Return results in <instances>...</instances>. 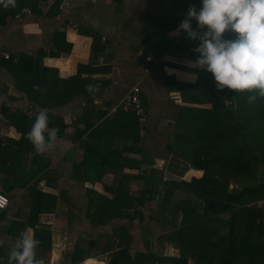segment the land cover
I'll use <instances>...</instances> for the list:
<instances>
[{
  "label": "crops",
  "instance_id": "crops-1",
  "mask_svg": "<svg viewBox=\"0 0 264 264\" xmlns=\"http://www.w3.org/2000/svg\"><path fill=\"white\" fill-rule=\"evenodd\" d=\"M190 5L197 0L0 4V193L11 200L0 213V264H7L22 231L41 241L37 255L50 247L49 264L92 258L108 264L113 250L102 248L120 241L133 255L178 253L169 242L159 244L157 208L164 188L173 189L177 203L190 195L175 183L202 176L171 149L184 104L179 86L193 84V70L203 69L191 59L192 39L177 47L184 33L174 34ZM77 74L100 85L91 102L84 94L62 95L63 80ZM133 86L149 114L143 130L133 116L108 111ZM26 108L46 110L49 128L59 129L52 150L38 154L27 139L35 117L21 111ZM102 199L116 201L123 214L95 225ZM33 207L41 209L36 227L29 223ZM77 249L87 257L72 262Z\"/></svg>",
  "mask_w": 264,
  "mask_h": 264
},
{
  "label": "trees",
  "instance_id": "trees-1",
  "mask_svg": "<svg viewBox=\"0 0 264 264\" xmlns=\"http://www.w3.org/2000/svg\"><path fill=\"white\" fill-rule=\"evenodd\" d=\"M200 6L197 0V9ZM191 25L196 29L195 23ZM180 32L184 34L177 47L185 46L190 39L185 31ZM229 33L227 39H235V34ZM198 44V40L192 39L187 46L193 60L199 55L194 51ZM27 63L31 65L32 61L28 59ZM193 72L196 81L179 86L184 104L177 117L171 149L186 167L202 172V176L175 183L191 196L177 203L171 199L173 189L164 188L157 208L163 228L159 244L171 243L179 255L167 256L150 249L133 255L128 246L124 247L125 242L120 241L115 247L108 244L102 248L104 252L113 250L108 264H188L190 259L194 264H264V176L259 181L256 173L258 166H264V97L258 91L225 88L218 92L212 73L206 69ZM88 82L91 81L79 74L69 77L63 80L62 95L72 98L84 94L91 102L97 93L88 94ZM250 95L256 97L251 102ZM134 139L140 140L139 127ZM234 184L241 190L230 191ZM147 197L152 199L153 193ZM143 202L144 196L139 206ZM120 211L116 201L102 199L95 207L98 218L91 222L105 224L116 213L122 215ZM40 212L41 209L32 208L31 226H37ZM175 212L180 215L177 225L172 224ZM89 244L92 247L95 241ZM86 257L83 249H77L72 262ZM37 258L49 264L50 247ZM86 263L106 264L94 258Z\"/></svg>",
  "mask_w": 264,
  "mask_h": 264
},
{
  "label": "clouds",
  "instance_id": "clouds-1",
  "mask_svg": "<svg viewBox=\"0 0 264 264\" xmlns=\"http://www.w3.org/2000/svg\"><path fill=\"white\" fill-rule=\"evenodd\" d=\"M16 0H0L4 7H15ZM199 9L190 5L174 34L183 30L190 39L198 40L195 65L212 73L217 91L225 88L237 92L258 91L264 97V0H200ZM197 22L196 29L191 22ZM235 39L225 38V33ZM100 85L88 84L90 93ZM255 95L248 97L249 102ZM59 129L49 128V116L39 111L26 134L38 154L55 147ZM41 241L22 231L9 250L7 264H42L37 258Z\"/></svg>",
  "mask_w": 264,
  "mask_h": 264
},
{
  "label": "built area",
  "instance_id": "built-area-1",
  "mask_svg": "<svg viewBox=\"0 0 264 264\" xmlns=\"http://www.w3.org/2000/svg\"><path fill=\"white\" fill-rule=\"evenodd\" d=\"M3 58L8 60L10 57L7 54H3ZM146 61L150 62L151 58H146ZM82 105L84 104L82 103ZM42 110L43 109L26 108L21 111L28 117L32 118L36 117L37 113ZM108 111L109 113L124 112L134 115L137 118L142 130L149 121V114L142 97H140V88L138 86L131 87L120 101L108 108ZM10 205V198L6 194L0 193V213L6 211Z\"/></svg>",
  "mask_w": 264,
  "mask_h": 264
},
{
  "label": "rangeland",
  "instance_id": "rangeland-1",
  "mask_svg": "<svg viewBox=\"0 0 264 264\" xmlns=\"http://www.w3.org/2000/svg\"><path fill=\"white\" fill-rule=\"evenodd\" d=\"M230 33L228 32L227 33V36L229 35ZM256 173H257V177H258V179L257 180H262L263 178H262V175L264 176V166H258L257 167V170H256ZM239 190H241V187L239 188L238 186H236L235 184L234 185H231L230 186V191H232V192H238ZM259 205H263V203L262 202H259L258 203ZM179 218H180V215H179V213L177 212H175V213H172V219H173V222H172V224L173 225H177V221H180L179 220ZM172 224H169V226L171 227L172 226ZM179 251V250H178ZM176 251H172V252H169L168 250H160L159 251V253H162L163 255H179V252L178 253H175ZM188 264H194V260H189V263Z\"/></svg>",
  "mask_w": 264,
  "mask_h": 264
}]
</instances>
